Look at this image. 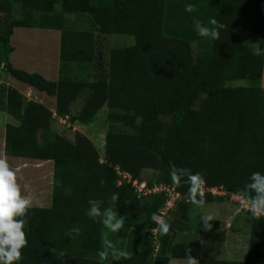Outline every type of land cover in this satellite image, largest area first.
<instances>
[{
  "label": "trees",
  "instance_id": "obj_1",
  "mask_svg": "<svg viewBox=\"0 0 264 264\" xmlns=\"http://www.w3.org/2000/svg\"><path fill=\"white\" fill-rule=\"evenodd\" d=\"M13 2L21 4L19 17L13 15ZM186 4L197 10L186 12ZM0 13L5 21L0 32L5 72L56 97L53 114L11 86L0 88V111L11 119L6 125V155L50 160L55 168L54 207L33 210L25 229L26 262L109 264L98 256L108 230L86 212L89 199L103 200L102 208L108 207L113 193L119 194L114 210L125 217L115 242L131 254L120 264H169L171 259H186L188 247L199 260L200 240L176 241L190 221V204L178 205L180 219L170 221L167 236L160 234L159 251L154 254L151 232L157 226L150 217L153 212L160 214L166 195L138 198L130 184L118 186L116 168L140 180L152 140L159 137L156 182L174 186L185 197L188 185L172 184L170 163L201 173L205 188L221 187L238 195L252 172L264 173V54H253L255 47L264 53V0H0ZM71 15L82 19V29L67 28ZM194 18L207 26L210 18L222 23L220 38L200 37ZM14 27L61 31L57 82L11 65ZM101 35L131 37L133 43L112 49L106 66ZM90 63L95 67L92 81L73 76L76 64ZM79 97L84 103L72 117ZM101 111L104 162L86 135L53 130L60 119L89 125ZM115 124L122 129H114ZM212 196L205 193V205L218 199ZM246 220L251 228L245 262L211 264H264V218L256 220L247 213ZM211 223V231L220 229V221ZM73 227L80 228L79 235H68ZM199 229L210 232L203 229L202 221ZM134 235L139 236L138 246L129 245ZM50 248L64 251V260L56 259Z\"/></svg>",
  "mask_w": 264,
  "mask_h": 264
},
{
  "label": "clouds",
  "instance_id": "obj_2",
  "mask_svg": "<svg viewBox=\"0 0 264 264\" xmlns=\"http://www.w3.org/2000/svg\"><path fill=\"white\" fill-rule=\"evenodd\" d=\"M196 6L186 4L185 11L188 13L195 12ZM208 25L202 23L199 19L194 18V28L196 33L203 38L217 40L220 38V30L224 25L215 18L208 20ZM254 55H261L259 47L253 48ZM170 179L173 185L179 187L181 183L188 185V200L202 209L205 206V185L206 180L201 173H193L187 167H177L174 163H170ZM105 183L101 180V185ZM119 199L118 193H113L109 199L108 207H103V200L89 199V208L86 215L101 223L104 228L111 233L119 232L125 224V217L118 215L114 210V205ZM238 203L240 207L250 213L251 217L259 220L264 217V173L254 171L250 174L249 182L245 185ZM32 208V198L23 195L21 188L17 183L16 173L10 169L8 162L4 158H0V264H18L22 259V249L28 244L26 238L25 227L27 225V215ZM151 221L157 226L161 235L167 236L171 229V218L153 212L150 217ZM202 227L205 231L212 230L211 221L216 217L211 214H205L201 217ZM75 233L79 235L80 228L73 227L69 230L68 235ZM54 257L63 261L66 253L55 248H50ZM190 247L186 248L185 264H199V261L192 254ZM101 261H109V264H120L121 261L130 260L131 254L128 251L120 250L108 238L107 233L104 234L102 240V249L98 252Z\"/></svg>",
  "mask_w": 264,
  "mask_h": 264
},
{
  "label": "crops",
  "instance_id": "obj_3",
  "mask_svg": "<svg viewBox=\"0 0 264 264\" xmlns=\"http://www.w3.org/2000/svg\"><path fill=\"white\" fill-rule=\"evenodd\" d=\"M73 25L75 26V28L77 25L78 28H82V19L79 22H76V20H74ZM61 39L62 33L57 29L40 27H14L10 36V46L13 48V50L9 54V62L14 68L18 70H23L28 73H38L47 80L57 82L60 78ZM113 39L116 42V45L123 44L121 47L125 46L126 44L131 45L133 43V39L131 37L115 36ZM8 80V86L17 89L21 94L27 97L29 101L41 104L51 112H53V114L56 113V97L49 96L46 93L41 92L24 82L18 81L9 75ZM262 87L264 88V67L262 74ZM10 120V117L5 111H0V158L6 159L10 169L15 171L17 183L21 188L22 194L31 196L32 198V208L29 210L26 217L27 221L31 222L33 219V210H48L54 207V162L50 160H40L6 155L4 150L5 133L6 125L8 122H10ZM61 125H63L61 121L55 120L53 124L54 132H60L63 129ZM227 194L232 196L237 195L226 193L220 196H225ZM223 218L227 222L228 228L224 229V231L225 233H227L226 235H228V233L231 231L232 219L229 215L223 216ZM191 219L192 217H190V220ZM186 226L187 227L184 229L185 232H189L192 230L191 223L190 227L188 223L186 224ZM249 227H251L250 224ZM105 233H107L108 238L112 240V242L117 247L119 243H116L115 239L121 236V231H119V234L118 232H104V234ZM234 233L237 234V232ZM180 234H182V232ZM137 239H139L138 235L131 236L129 245L138 246ZM226 244H229L228 246L230 247L229 249H226L229 258L216 260L203 259V249L201 247V257L198 260L199 264H211L214 261L236 263L245 262L247 254L246 256L244 254L240 255L241 251L239 250L240 248L238 247V243L235 244L231 242V240H229L226 242ZM210 249L211 248L209 247H205V250L207 251H210ZM26 253V249L23 248L22 259L18 262V264H30L26 262ZM172 260L174 259H171L169 264H171Z\"/></svg>",
  "mask_w": 264,
  "mask_h": 264
},
{
  "label": "rangeland",
  "instance_id": "obj_4",
  "mask_svg": "<svg viewBox=\"0 0 264 264\" xmlns=\"http://www.w3.org/2000/svg\"><path fill=\"white\" fill-rule=\"evenodd\" d=\"M45 3H41V7L43 6V9L46 8L44 6ZM56 9H59V7H56ZM22 12L21 4L18 2H13V15L16 17H19ZM40 12H37L36 16L39 17ZM76 20V22H79L81 20L80 17L71 15L68 17L67 22V28L70 30H80L82 28H78L73 25V21ZM4 15L0 13V32L4 27ZM77 24V23H76ZM3 33V32H2ZM1 34V33H0ZM115 36L107 35L103 36L101 35L99 37L100 46H102L104 57L103 62L106 66H108L109 58H110V52L114 48H121V45L117 44L114 41ZM129 45V44H126ZM1 47V46H0ZM124 47V46H123ZM94 71L95 67L93 64H81V65H75L74 66V74L73 76L76 78H80L82 80L92 81L94 79ZM8 74L5 72L3 63H0V88L8 86ZM239 83V82H238ZM242 83V82H241ZM239 83V84H241ZM32 98V97H31ZM84 103L83 97H79L75 103L72 106V117L75 116L80 108L82 107ZM104 117V111H101L98 113L96 120L93 121L89 125H79V124H72L69 123V121H63L64 125H61L64 130H68L69 132L73 133L74 131H79L82 134L86 135L93 145L95 146L98 155L100 157V161H105V132L101 127V124L103 123V120L101 118ZM111 126V123L108 124V127ZM114 129L120 130L122 129V125L115 124L113 125ZM161 139L159 137L153 138L148 155L146 157V160L144 162V166L142 168L141 174H140V180H146L151 181L153 183L156 182V175H155V164L159 152ZM128 173V172H127ZM236 194V193H232ZM213 197V196H212ZM215 197H218L217 200H213L211 202H208V206H204L202 209L196 208V206L192 205L188 200L187 197L183 200V202H177L176 206L173 207L167 215H165V218H171V221H179L181 216V208L178 207V205L182 203L190 204V216L192 219L188 222L189 227L191 223L192 230L189 232L182 231V234H179L177 237L178 243H183L186 241H194V240H200L201 241V247L203 249L202 252V258L203 259H226L229 258L226 249H229V244H226L227 241L231 240L233 243H238L239 250L241 251L240 255L248 254L249 249V238H250V228L249 224L246 222V216L247 211L243 210L239 203V195L237 193L236 196L232 195H225V196H219L215 195ZM214 197V198H215ZM211 213L216 217V220H219L221 222L220 229L217 231H210V232H203L199 229V223L202 221L201 217L205 214ZM161 215V214H160ZM229 215L232 219L231 224V231L226 235L224 229H227V222L223 218V216ZM224 227V228H223ZM237 232L235 234L234 232ZM152 246L154 250V254H157L159 251V245H160V233L157 228L152 230ZM184 234V235H183ZM205 247L211 248L210 251L205 250ZM186 260L184 259H174L172 260L171 264H185Z\"/></svg>",
  "mask_w": 264,
  "mask_h": 264
},
{
  "label": "built area",
  "instance_id": "obj_5",
  "mask_svg": "<svg viewBox=\"0 0 264 264\" xmlns=\"http://www.w3.org/2000/svg\"><path fill=\"white\" fill-rule=\"evenodd\" d=\"M60 121L64 123V120L60 119ZM116 171L118 175V186H122L124 183L130 184L138 198H144L151 195L164 193L166 195V202L162 210L160 211V214L162 216L167 215L168 212L176 206L177 202H181L186 198L181 193L177 192L174 186H170L164 183H154L150 186L146 180L140 181L139 179H133L129 173L122 171L119 168H116ZM206 192L211 193V195L213 196H220L227 193L221 187L205 188V193Z\"/></svg>",
  "mask_w": 264,
  "mask_h": 264
}]
</instances>
